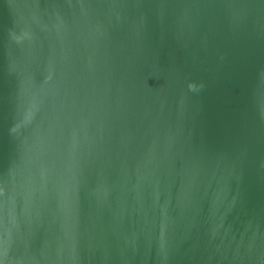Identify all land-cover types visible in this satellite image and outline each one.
Segmentation results:
<instances>
[{"label":"water","instance_id":"1","mask_svg":"<svg viewBox=\"0 0 264 264\" xmlns=\"http://www.w3.org/2000/svg\"><path fill=\"white\" fill-rule=\"evenodd\" d=\"M0 264H264V0H0Z\"/></svg>","mask_w":264,"mask_h":264}]
</instances>
